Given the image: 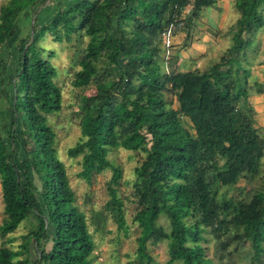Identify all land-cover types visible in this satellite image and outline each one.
Wrapping results in <instances>:
<instances>
[{
	"label": "trees",
	"instance_id": "trees-1",
	"mask_svg": "<svg viewBox=\"0 0 264 264\" xmlns=\"http://www.w3.org/2000/svg\"><path fill=\"white\" fill-rule=\"evenodd\" d=\"M45 1L9 0L0 7V85L8 73L11 55L5 57L4 50L11 40L19 53L8 79L13 93L0 91L10 117L6 125L0 109L5 215L0 235L6 239L0 264H31L34 256L20 259L25 250L36 253L35 264H96L92 223L99 231L111 219L127 234L123 171L109 159L118 149L144 155L134 170L133 222L139 236L129 264H156L149 245L160 242L167 243V264H217L223 256L207 254V231L219 240L231 235L248 241L252 262L264 263V185L250 199L244 190L240 197H227L241 180L256 179L264 160V138L249 105L253 90L262 94L264 83L250 85L247 57L264 27V0H236L240 18L230 30L232 45L205 70L178 68L176 57L165 69L161 42L171 31V45L165 44L170 55L174 35L182 31L191 40L192 23L218 0H73L50 22L20 36V17L36 13ZM49 36L64 49L74 41L79 47L71 58L76 60L71 84L80 90L81 138L69 156L81 157L80 177L88 182L95 173L112 171L109 200L93 213L92 223L76 203L50 125V116L63 108V90L51 61L56 53L40 44ZM101 63L111 66L109 75L100 74ZM92 85L95 93L87 96ZM163 216L169 232L158 225ZM31 218L37 225L24 236L22 250L7 247L9 236Z\"/></svg>",
	"mask_w": 264,
	"mask_h": 264
},
{
	"label": "rangeland",
	"instance_id": "rangeland-1",
	"mask_svg": "<svg viewBox=\"0 0 264 264\" xmlns=\"http://www.w3.org/2000/svg\"><path fill=\"white\" fill-rule=\"evenodd\" d=\"M9 0H0V7L6 4ZM73 0H46L37 5L38 11L30 14L24 13L19 19L20 36L25 37L29 31L39 29V25L45 22H50L58 9L69 6ZM236 0H218L215 7L205 8L196 22L192 23V39L188 41L185 32H180L174 35L173 47L170 55L166 52L164 41L161 42L162 52L159 60L166 69L169 60L176 57L178 62L176 66L182 69H207L212 63L217 61L222 55V52L232 45V37L234 32L230 30L234 27L237 20L240 18L235 7ZM190 12V8L183 13L180 24L183 26L185 18ZM35 21V22H34ZM187 23V22H186ZM85 39L83 44L87 42ZM11 40L10 46L4 50L5 57L11 55L9 62L8 73L4 79L5 82L0 85L2 89L9 90L13 93L12 88H8L9 74L15 72L17 59L19 57L16 48V41ZM47 51H53L56 56L51 59L52 63L58 68L59 77L58 84L63 90V108L59 113L50 116V125L57 133L56 149L58 157L65 163L71 187L76 193L77 205L79 209L84 211L90 223L93 222V213L101 211L104 205L109 200L107 184L112 177V171L107 170L102 174H93L91 182L80 177L81 157H70L68 150L74 147L81 138V116L78 112V95L80 90L75 89L71 80L75 72L74 66L76 60H72L73 56L79 55L78 42L74 41L67 49L53 42L49 36L41 43ZM167 45V44H166ZM264 27L256 34L253 46L248 49V67L251 69V77L249 78L250 85L255 82L264 83ZM76 51L78 54H76ZM48 53L46 52L45 56ZM170 56V57H168ZM4 60V59H3ZM179 65V66H178ZM100 74L103 76L109 75L111 66L105 63L100 64ZM253 94L249 99V105L255 112L257 121L255 127L260 129V134L264 138V91L262 94ZM95 93V86L92 85L86 89L85 94L91 96ZM166 100L174 103L175 97L172 94H166ZM175 108L177 105L174 106ZM0 109L3 113L2 121L7 125L10 123V118L7 114V104L4 99L0 100ZM8 129V128H7ZM4 136L8 133L5 127L2 126ZM19 149V148H18ZM144 155L139 152H129L124 149L114 150L109 159L116 166H119L123 171V179L120 186V195L125 199L126 218L129 226L128 233L119 232L116 224L110 219L108 222L101 224L100 230H96L93 223L90 230L96 242L95 263L96 264H129L136 254L137 238L139 236V227L133 222V217L138 209L137 203L134 202V187L135 168L139 165ZM264 185V160L260 175L255 179H243L237 186L231 188L227 197H240L242 190L248 199L251 198L253 191L262 189ZM222 190L220 191V195ZM5 218L4 204L2 199V190L0 185V225ZM37 222L31 218L22 223L17 231L9 236L12 240L7 244V247H12L17 251L22 250L24 236L35 229ZM158 225L170 231V224L167 217L163 216L159 219ZM208 238L206 243L207 254L211 257L223 256L222 261L216 260L217 264H264L253 263L251 256L252 251L250 243L246 240L234 239L231 235L225 236L222 240L215 239L210 231L205 233ZM6 239L0 235V244ZM150 253L154 256L156 264H167L169 259L167 251V243L160 242L149 245ZM27 256H34L31 264H35L36 253L30 254L25 250L20 259H25Z\"/></svg>",
	"mask_w": 264,
	"mask_h": 264
},
{
	"label": "built area",
	"instance_id": "built-area-1",
	"mask_svg": "<svg viewBox=\"0 0 264 264\" xmlns=\"http://www.w3.org/2000/svg\"><path fill=\"white\" fill-rule=\"evenodd\" d=\"M164 37H165L167 46H170L171 41H172L171 31H168L167 33H165Z\"/></svg>",
	"mask_w": 264,
	"mask_h": 264
},
{
	"label": "crops",
	"instance_id": "crops-1",
	"mask_svg": "<svg viewBox=\"0 0 264 264\" xmlns=\"http://www.w3.org/2000/svg\"><path fill=\"white\" fill-rule=\"evenodd\" d=\"M186 34V33H185Z\"/></svg>",
	"mask_w": 264,
	"mask_h": 264
}]
</instances>
